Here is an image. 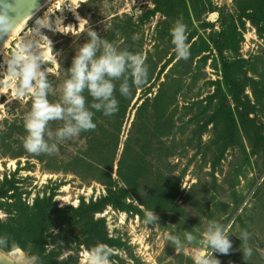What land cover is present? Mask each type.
<instances>
[{"label": "rangeland", "instance_id": "rangeland-1", "mask_svg": "<svg viewBox=\"0 0 264 264\" xmlns=\"http://www.w3.org/2000/svg\"><path fill=\"white\" fill-rule=\"evenodd\" d=\"M56 2L35 15L19 37L33 31L42 16L50 18L55 30ZM236 5L237 0H84L76 9L83 20L79 26L66 4L62 31L42 30L51 41L52 59L42 57L51 82L50 102L61 100L65 70L86 42L89 27L118 47L141 54L148 78L142 86L133 85L127 97L117 90L116 113L95 112L94 129L58 141V151L51 155L23 148L24 116L32 96L19 91L20 78L13 72L19 40L9 43L5 52L12 63L0 68V89L7 76L14 88L0 95V189L6 183L13 188L0 199V223L9 222L7 210L16 200L21 204L18 211L31 214L36 200L51 197L47 217L30 223L46 237L40 264H90V250L100 244L111 249L110 264H194L191 248L176 249L166 238L175 234L183 239L189 231L202 238L211 222L225 225L232 235L230 252L214 254L220 264H264L263 150L251 148L231 97L221 100L226 90L221 56L213 43L221 25L236 29L234 50L223 55L235 61L236 76L254 105L250 118L264 137V34L240 19ZM177 21L186 25L187 59L177 55L172 42ZM37 42L47 43L30 41L29 49L40 55L44 50L36 51ZM85 96L91 104V97ZM62 126V121L49 123L53 135ZM119 166L124 176L135 178V192L123 184ZM109 184L125 188L126 203L140 212L106 206L96 213L93 221L102 222L105 234L101 242L83 234L70 217L81 204L103 198ZM54 207L62 212L50 215ZM152 209L159 223L146 224L145 214ZM244 231L249 233L246 245L238 239ZM16 232L18 247L30 254L32 240ZM246 246L252 248L251 257L243 256Z\"/></svg>", "mask_w": 264, "mask_h": 264}, {"label": "clouds", "instance_id": "clouds-1", "mask_svg": "<svg viewBox=\"0 0 264 264\" xmlns=\"http://www.w3.org/2000/svg\"><path fill=\"white\" fill-rule=\"evenodd\" d=\"M4 19L0 17V21ZM43 29H53L50 18L46 20L42 16L35 20L34 30L44 35ZM171 36L177 55L187 59L190 53L186 43V25L177 21L171 30ZM86 37V42L74 52L70 68L65 70L66 78L59 102L53 103L49 100L51 82L42 64V56L25 48L15 58L13 72L20 78L17 87L21 93H31L32 96L31 109L24 116L26 135L23 148L26 152L35 155H51L57 152L58 141L77 137L80 133L96 127L95 112L111 116L118 111V100L115 96L117 90L121 96L127 97L131 94L133 85L139 87L146 82L148 66L141 54L118 47L91 27L86 30ZM85 93L91 97V104L86 102ZM51 121L63 122L55 135L49 128ZM144 222L159 223V217L153 209L148 210ZM230 236L232 235L225 225L211 222L202 238L189 231L183 239L175 234L168 235L166 239L176 249L182 250L186 246L191 248L194 264H220L214 254L226 255L230 252ZM238 239L246 245L249 233L242 232ZM193 244L197 247L192 248ZM242 253L243 256L251 257L252 248L246 246ZM110 256L111 249L100 244L90 250L89 262L110 264ZM0 264H40V257L23 252L17 245L10 246L9 238L0 236Z\"/></svg>", "mask_w": 264, "mask_h": 264}, {"label": "trees", "instance_id": "trees-1", "mask_svg": "<svg viewBox=\"0 0 264 264\" xmlns=\"http://www.w3.org/2000/svg\"><path fill=\"white\" fill-rule=\"evenodd\" d=\"M236 7L239 8V17L240 19H247L255 27L258 33L264 34V0H237ZM225 26V27H224ZM229 25H221L222 30L216 35V40H213L215 49L221 56V72H222V84L226 90V94L222 92L221 100H227L228 97H231V100L236 104V114L239 119V122L242 126V131L245 134L246 138L251 144V148L257 152V150H263L264 155V137L262 135V130L255 123L253 119L250 118L251 111L253 106L251 102L244 94V85H241L240 80H238L235 72L236 63L235 61L228 60L224 57V52L226 50H234L236 44V29L228 27ZM124 30V29H123ZM222 90V89H221ZM227 116L230 120H233V112L228 108ZM129 150L126 148L125 153ZM126 156L123 157L126 159ZM130 156V155H129ZM122 167H118V175L121 177V180L125 186H128L135 192V189L132 188L131 183L133 182V177H127V175L120 172ZM111 180V177H109ZM11 183H6L3 188L0 189V199L7 196L8 192L12 190ZM15 197H10V199ZM157 198V197H156ZM128 192L125 188H117L112 184L107 185L106 195L101 198L99 201L91 202L88 205L84 203L79 207L73 210L72 216L70 219L72 221H77V224L80 226L83 234L88 233V236L92 240L99 239L101 242L104 232L100 231L103 227L102 222H94L93 216L96 213H101L106 206H111L115 209L129 212H140L138 209L132 207L130 204H127ZM19 200V199H18ZM18 200L9 205L15 209H8V223H0V236H7L9 238V244L18 245L20 239L18 237L16 228L19 229V232L26 237V241L32 240V250L30 254H36L40 256L44 252V247L46 245V237L42 231H38L31 227V221H42L47 217L48 209L47 206H50L51 197L43 200H36L33 205V212L28 214L25 209H16L21 207V204H18ZM48 203V204H47ZM0 208L2 205L0 203ZM51 210V214L54 212H62V209H57L54 207ZM17 211L16 214H14ZM49 215V216H50ZM78 219V220H76ZM99 225V227H98ZM103 229V228H102ZM16 239V240H15ZM105 240V239H103ZM18 242V243H17ZM111 243V241H108Z\"/></svg>", "mask_w": 264, "mask_h": 264}, {"label": "bare ground", "instance_id": "bare-ground-1", "mask_svg": "<svg viewBox=\"0 0 264 264\" xmlns=\"http://www.w3.org/2000/svg\"><path fill=\"white\" fill-rule=\"evenodd\" d=\"M53 0H51L49 3H47L41 10H43L44 8H46L47 6L51 5ZM57 2L55 3L57 12L59 13V16H55L54 17V27L56 28L55 30H49V31H58L61 32L63 29V25L66 21V18L63 16V7H65L66 4L70 5L68 6L69 8H71V10L73 11V16L76 22H78V25L81 26L83 24V20L80 18L79 14L77 13L76 9L78 6L79 1H84V0H56ZM41 10H39L35 15H37ZM71 11V12H72ZM35 15L33 17H35ZM32 17V18H33ZM30 18L21 28H19L14 34L13 36L7 41V43L3 46V48L0 50V55L3 56V63L0 65L1 69H4L6 67V65L12 63V60L10 58V56L7 54V52H5L6 49H8L9 47V43L14 40V39H18V45H16L17 48V56L21 54L22 49L28 48L29 49V43L31 40H35L37 39L39 41V39L44 40L47 44L46 46L40 45L39 42H37V46H39L37 50L42 49L44 51H42L40 53V55L46 59H52L51 53H50V43H49V39L43 35L40 34V32L38 30H33L30 31L28 30L27 32L24 33V35L22 37H19V34L22 32L23 29H26V26L28 24V22L32 19ZM47 20V19H46ZM68 26V25H67ZM74 25L70 24V27H73ZM51 61V60H50ZM15 62V61H14ZM11 78L7 76V78H5V88L4 90L0 89V95L1 93H5L7 90H12L14 88L13 85H10L8 82Z\"/></svg>", "mask_w": 264, "mask_h": 264}, {"label": "water", "instance_id": "water-1", "mask_svg": "<svg viewBox=\"0 0 264 264\" xmlns=\"http://www.w3.org/2000/svg\"><path fill=\"white\" fill-rule=\"evenodd\" d=\"M51 0H0V50L30 18Z\"/></svg>", "mask_w": 264, "mask_h": 264}]
</instances>
